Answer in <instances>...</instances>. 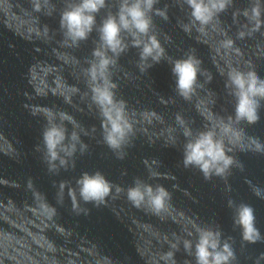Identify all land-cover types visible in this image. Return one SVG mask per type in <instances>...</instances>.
<instances>
[{
	"label": "clouds",
	"instance_id": "obj_1",
	"mask_svg": "<svg viewBox=\"0 0 264 264\" xmlns=\"http://www.w3.org/2000/svg\"><path fill=\"white\" fill-rule=\"evenodd\" d=\"M160 0H65L64 7L59 13V29L69 46H79L96 33L93 41L91 60L85 69L89 81L92 103L95 105L101 119V137L103 143L110 149L117 159L123 160L127 156L126 148L134 146V121L128 111L127 103L117 99V84L111 79V69L115 68L119 57L130 48L138 50V63L142 73L147 72L156 64L167 60L171 73L175 78L174 91L176 95L190 99L198 87V77L203 75L201 60L193 53L183 58L173 59L166 56L155 33L154 17L168 19V5L156 7ZM189 10V21L183 25L185 31L199 26L203 31L213 21H218L221 13L233 7V0H183ZM31 7L35 13L43 12L51 16L55 5L51 0H31ZM114 9V10H113ZM105 10L100 18L97 16ZM247 24L240 31L239 39L245 38L264 27V0H249L248 6L238 9ZM234 14V15H236ZM45 34L47 27H45ZM233 41L226 39L222 42L225 49L233 47ZM225 88L227 94L234 100L233 114L219 117L205 124L202 129H193L179 113L175 116V123L182 130L184 143L182 147V165L185 169H197L206 181L213 177H220L227 182L231 170L244 169L243 163L234 155L235 151L259 152L264 154V142L259 138L246 136L242 125H254L261 119V109L264 107V78L254 67L247 66V70L239 66H229L226 73ZM45 120L41 133V144L35 146L37 152L42 153V159L47 165L49 173L58 174L61 169L67 171L75 168V157L88 152V146L81 140L79 125L74 117L64 111H54L51 108L42 109L39 113ZM38 115V113H33ZM140 116L151 123L153 119L160 120L154 111H145ZM66 124L72 125L69 133ZM177 129H171L166 146L177 143ZM87 134V133H85ZM153 164L157 161L153 160ZM122 175H127L126 171ZM159 173L149 168V179ZM250 183V182H249ZM61 192L64 184H61ZM114 185L105 175L96 170L84 171L76 180V187L70 189L72 211L77 215L87 216L89 209L80 207V203L91 204L96 208L106 203V198L112 194ZM227 190L231 191L230 185ZM116 193L123 192L127 200L136 208L142 206L159 215L166 210L171 200V193L160 184H150L140 177L133 180L127 189L115 187ZM260 196L262 190H254ZM78 195V199H77ZM264 198V197H261ZM232 210L233 227L240 230L242 241L255 243L264 239L256 227L255 209L245 202L237 203L233 199L227 201ZM54 215V210L53 213ZM188 238H182L173 233L175 239L165 242L169 250L159 255L157 264H177L175 253L182 244L184 252L194 257L195 264H232L235 259L233 237L223 238L222 231L217 227H201L194 225V231H186ZM184 264H192L186 260Z\"/></svg>",
	"mask_w": 264,
	"mask_h": 264
}]
</instances>
